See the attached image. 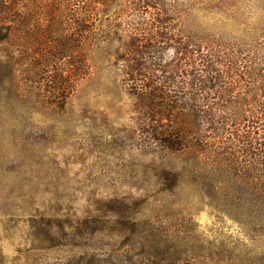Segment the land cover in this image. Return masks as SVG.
Segmentation results:
<instances>
[{
  "label": "rangeland",
  "instance_id": "rangeland-1",
  "mask_svg": "<svg viewBox=\"0 0 264 264\" xmlns=\"http://www.w3.org/2000/svg\"><path fill=\"white\" fill-rule=\"evenodd\" d=\"M168 3L192 36L240 51L264 44V0ZM120 25L109 12L90 26L91 71L63 108L58 78L20 74L17 92L9 65L25 66L0 45V264H264V175L257 188L142 140ZM158 47L151 66L176 55Z\"/></svg>",
  "mask_w": 264,
  "mask_h": 264
},
{
  "label": "trees",
  "instance_id": "trees-1",
  "mask_svg": "<svg viewBox=\"0 0 264 264\" xmlns=\"http://www.w3.org/2000/svg\"><path fill=\"white\" fill-rule=\"evenodd\" d=\"M109 12L120 19L117 31L129 53L126 78L138 91L133 98L147 126L142 140L169 153L189 152L240 180L246 175L259 188L264 175V44L240 51L185 33L180 24L187 15L168 0H0V45L14 50L11 63L18 57L25 66L19 72L18 60L9 65L17 92L20 74L25 81L31 77L47 84L59 79L51 94L63 108L91 71L86 53L90 26ZM129 16L138 21L126 24ZM159 44L176 55L169 64L151 66L148 61L155 51L159 54Z\"/></svg>",
  "mask_w": 264,
  "mask_h": 264
}]
</instances>
